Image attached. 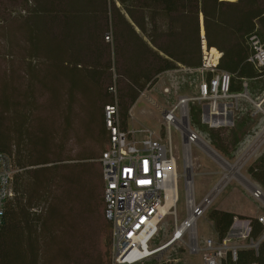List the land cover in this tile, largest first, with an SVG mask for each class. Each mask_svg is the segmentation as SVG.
<instances>
[{
    "label": "rangeland",
    "instance_id": "374dc122",
    "mask_svg": "<svg viewBox=\"0 0 264 264\" xmlns=\"http://www.w3.org/2000/svg\"><path fill=\"white\" fill-rule=\"evenodd\" d=\"M49 1L51 0H42L38 8L46 6V2ZM117 5L120 6L119 3ZM35 8L37 6L30 0H0V117L2 116L3 122L1 129L3 135L0 138L13 157L16 174L42 166L61 165L68 166L62 170V174L71 176L74 164L79 165L78 169L92 166L100 170L99 157L107 145V142L100 140L102 110L108 104L106 98L116 102L117 92L109 89L108 94H105L107 79L100 81L92 74L100 66L98 64L107 61L110 50L112 52L110 73L114 75L112 29L110 28L107 33L110 38L106 35L105 39L109 44L108 51L107 48L106 50L98 48V44L84 34L86 31L84 28L80 30L78 37L74 36V43H71L70 35L67 42L58 38L60 39L58 44L57 40H53L55 44L65 43L67 47L66 49L62 45L65 50L53 53L57 57L65 52L61 55L62 65L58 66L48 59V53L45 52L46 43L33 45L29 39L31 27L29 20ZM43 25L48 30L41 32H45L50 38H53L59 29L56 22L44 21ZM83 25L86 28L85 22ZM201 77L200 74L191 75L185 71H179L172 76L159 74L155 81L149 83L140 93L134 108L130 110L127 129L141 131L150 129L166 140L169 130L164 119L165 111L177 104L182 96H196ZM113 85H116L114 81ZM173 85L175 87L171 93L166 95L163 92L164 88ZM211 102L196 100L188 103L190 126L224 160L235 164L264 129L262 106L264 93L256 100H252L249 95L239 96V109L231 105L233 100L220 99L217 114H211L209 107ZM4 103L6 105H3ZM193 104L201 109V122L209 128L220 129L222 134L226 135L230 134L231 130L235 131L240 142L231 157L225 156L215 148L209 134L191 122L190 107ZM259 104L261 106H258ZM247 114L250 119H247ZM137 132L140 135L139 131ZM170 134L178 159L179 173L182 174L177 182L179 198L177 211L179 219L182 220L187 215L183 177L185 172L183 149L187 145L176 127L170 128ZM229 148L231 149V146ZM263 152L264 144L242 165L241 174L250 182L246 184L233 175L224 181L225 168L220 161L206 149L203 150L197 145L191 147L192 159L189 161L188 173H192L193 177L195 202L201 203L215 187L219 188L211 206L197 221L199 236L218 237L208 217L209 211L213 209L231 210L246 215H264V199L257 200L250 193V185L259 184L248 173L249 166ZM38 160H45L48 163L31 165ZM51 173H40L37 182L33 181L34 174L31 173L28 187L30 192L27 196L37 197L39 200L27 205L29 213L23 217L27 222L23 223L22 220L19 223L26 238L32 237L36 240L37 249L35 240L23 244L21 231L13 236L9 235L6 264L33 263L35 250V264H99L92 244L102 235L100 221L103 219V204H99L103 198L102 193L93 207H90L88 201L82 197L70 200L65 195L57 196L56 191L49 188L58 187L60 176L57 174L49 186L46 181ZM81 178L82 194V191L86 190L85 183L88 179L86 174H81ZM67 189L69 188L64 185L62 192ZM262 190L264 191V188ZM172 211L174 212L172 209L161 223L160 232L153 243L155 248L164 245L172 236ZM49 237L51 238L46 243ZM179 262L203 264V259L201 254H189L182 245L174 244L140 264ZM109 264H113L112 259Z\"/></svg>",
    "mask_w": 264,
    "mask_h": 264
},
{
    "label": "trees",
    "instance_id": "16d2710c",
    "mask_svg": "<svg viewBox=\"0 0 264 264\" xmlns=\"http://www.w3.org/2000/svg\"><path fill=\"white\" fill-rule=\"evenodd\" d=\"M30 1L37 8L34 9L29 20L31 24L29 39L33 45L46 43L45 52L48 53V59L50 62L54 61L58 66L63 60L61 55L65 52L57 57L53 53L67 49L65 43L62 44L65 48L58 45L60 40L58 38L65 39L67 42L70 35L71 43H74V36L78 37V34L81 33L80 30L84 28L86 30L84 34L94 40L98 44V48L105 50L107 48L108 51L109 44L105 39L110 28L112 29L115 78L110 73L112 68L110 64L112 52L110 50L107 61L98 64L100 66L96 68V71H93L92 75L100 81L107 79L105 94H108L109 89L116 90V102L106 98L108 104L105 106L117 105L118 119L122 129L128 130L130 110L140 93L149 83L152 84L159 74L176 68L178 64L192 68L201 65L200 14L203 16L207 46L222 52L219 68L231 74L230 92L239 94L247 91L252 100H256L264 93V67L257 68L249 61V57L253 53L249 42L251 35L257 34L264 42V0H51L46 2V6L39 8L42 0ZM44 21L58 24L59 29L53 38H50L45 32H41L48 30L43 25ZM84 22L86 28L83 25ZM41 33L44 34L41 35ZM108 37L110 38L109 35ZM53 40H57L58 44H55ZM211 76L212 74L209 73L208 77ZM113 81L116 85H113ZM244 83L247 85L245 86ZM262 106L264 107L263 103ZM102 112L100 140L108 142L109 132L106 128L105 109ZM190 116L191 122L195 126L209 134L215 148L227 157L232 156L240 142L235 131L231 130L230 134L226 135L222 134L220 129L209 128L203 124L201 109L196 104L190 107ZM246 117L250 119L249 114ZM1 120L2 116L0 117V137L3 135ZM2 141L0 138V151L10 154L6 144ZM46 163L48 161L38 160L32 162L31 165ZM19 164L21 167L24 166L21 161ZM66 167L68 166H42L16 174L15 196L7 204L5 222L0 229V264H6L9 235L13 236L21 231L24 245L35 240L32 237L26 238L27 236L24 235L19 224L22 220L23 223L27 222V219L23 218L29 213L27 205H30L32 201L39 200L37 197L27 196V193L30 192L28 187L31 173L34 174L32 175L33 181L37 182L40 173L50 174L52 171L46 181L49 186L59 174L58 187L49 189L56 191V195L60 197L65 195L70 200L82 197L88 201L90 207L97 204V198L100 199L101 193L103 197L101 165L100 170H97L92 166L78 169L79 165L74 164L73 170L70 172L71 176L62 174ZM248 173L263 189L264 152L249 166ZM81 174H86L88 179L85 183L86 190L85 192L83 190L82 194L80 193ZM64 185L69 189L63 193ZM99 204H103V219L100 221L102 235L92 244V248L98 256L96 258L97 261L99 260V264H109L112 259L111 224L104 215L103 198ZM208 217L219 238L228 234L235 218L251 221V236L254 238H258L263 231V226L257 218L237 215L227 210L213 209L209 211ZM50 238H47L46 243ZM35 245L37 249L36 240ZM34 255L33 263L30 264H35L36 250ZM254 261L264 264V242L260 244L257 255L251 249L239 251L238 264H250Z\"/></svg>",
    "mask_w": 264,
    "mask_h": 264
},
{
    "label": "built area",
    "instance_id": "2783aa9c",
    "mask_svg": "<svg viewBox=\"0 0 264 264\" xmlns=\"http://www.w3.org/2000/svg\"><path fill=\"white\" fill-rule=\"evenodd\" d=\"M249 42L253 53L249 57L257 68L264 67V42L257 35H251ZM202 63L195 68L181 67L180 70L202 77L197 85L196 96L179 98L177 104L165 111L168 134L166 140L150 129L125 130L120 126L117 105L105 106L106 128L109 139L102 151L99 162L102 168L104 215L111 224V258L113 264H140L174 244L182 245L189 254H201L203 264H238L239 251L254 250L264 242V215L257 217L263 226L258 238L251 236L252 225L248 219L235 218V221L223 238L201 237L198 234L197 221L211 206L216 192L215 187L201 203L194 199V182L190 171V149L193 145L203 150L210 147L189 123L188 103L190 101L210 100L211 114L219 111L220 99H231L235 109H239V96L244 93L230 92L231 74L219 68L222 52L207 46L202 33ZM212 76L209 78L208 74ZM246 86L247 84L244 83ZM175 86H166L163 92L168 95ZM261 105V104H259ZM176 127L182 134L186 148L185 156L186 209L187 215L178 217V179L177 157L175 156L170 128ZM214 127V126H213ZM137 131L140 137L137 136ZM218 160V159H217ZM17 173L13 157L0 151V229L5 222L8 202L14 198V180ZM251 195L257 200L264 199V191L258 185L250 188ZM172 191L171 210L173 215V233L169 241L159 247H153L161 223L167 216L162 210L169 192ZM169 212V213H170ZM178 260H176V263ZM178 264H183L179 262ZM250 264H259L257 261Z\"/></svg>",
    "mask_w": 264,
    "mask_h": 264
},
{
    "label": "bare ground",
    "instance_id": "6f19581e",
    "mask_svg": "<svg viewBox=\"0 0 264 264\" xmlns=\"http://www.w3.org/2000/svg\"><path fill=\"white\" fill-rule=\"evenodd\" d=\"M261 133H259V135L256 137V139L254 140V142L248 147V149L244 152V154L242 155V157L235 163V164H231L229 162H227L226 160H224L213 148L208 147V151L215 156L220 163L223 165V167L225 168V177H224V181L226 179H228V177L230 176H236L239 179L243 180L246 184H250V182L248 180H246L243 175L241 174V167L242 165L249 159V157L255 153V151L260 148L262 146V144H264V129L262 131H260ZM230 179V178H229ZM222 182V181H221ZM224 185V184H223ZM253 184L250 185V187H252ZM172 191L169 192V197L168 200L166 202V204L163 206L162 210L164 211V213L166 215L169 214V210L171 209V205H172Z\"/></svg>",
    "mask_w": 264,
    "mask_h": 264
},
{
    "label": "crops",
    "instance_id": "0c3cea01",
    "mask_svg": "<svg viewBox=\"0 0 264 264\" xmlns=\"http://www.w3.org/2000/svg\"><path fill=\"white\" fill-rule=\"evenodd\" d=\"M228 1H236V0H228ZM202 33L205 34V31H204V26H203V17H202V14H200V36H201V42H202ZM201 44H202V43H201ZM201 50H202V49H201ZM181 67H186V66H184V65H182V64H178V66H177L176 68L171 69V70H167V71H165V72H163V73H165V74L168 75V76H172L173 74L179 73V71L182 72V70H180ZM189 68H192V67H189ZM193 68H195V67H193ZM185 73H186V72H185ZM136 102H137V101H136ZM135 104H136V103H135ZM135 104L133 105L132 109L134 108ZM132 109H131V110H132ZM130 130H134V131H136V130H138V129H134V128L131 129V128H130ZM137 136L140 137L141 135H138V134H137ZM221 210H224V209H221ZM227 211L233 212V213H235V214H237V215H245V216L253 217V218H256V217L259 216V215H246V214H244V213H237L236 211H231V210H227Z\"/></svg>",
    "mask_w": 264,
    "mask_h": 264
},
{
    "label": "water",
    "instance_id": "95a60500",
    "mask_svg": "<svg viewBox=\"0 0 264 264\" xmlns=\"http://www.w3.org/2000/svg\"><path fill=\"white\" fill-rule=\"evenodd\" d=\"M258 106H261V105H258ZM222 157V156H221ZM224 159V158H223Z\"/></svg>",
    "mask_w": 264,
    "mask_h": 264
}]
</instances>
